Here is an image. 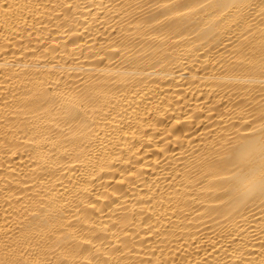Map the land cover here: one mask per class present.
<instances>
[{
	"label": "bare ground",
	"instance_id": "bare-ground-1",
	"mask_svg": "<svg viewBox=\"0 0 264 264\" xmlns=\"http://www.w3.org/2000/svg\"><path fill=\"white\" fill-rule=\"evenodd\" d=\"M0 264H264V0H0Z\"/></svg>",
	"mask_w": 264,
	"mask_h": 264
}]
</instances>
